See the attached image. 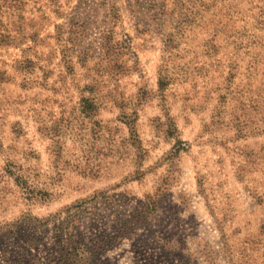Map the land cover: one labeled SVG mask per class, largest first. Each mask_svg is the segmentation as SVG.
Returning <instances> with one entry per match:
<instances>
[{
  "label": "rangeland",
  "instance_id": "obj_1",
  "mask_svg": "<svg viewBox=\"0 0 264 264\" xmlns=\"http://www.w3.org/2000/svg\"><path fill=\"white\" fill-rule=\"evenodd\" d=\"M0 264H264V0H0Z\"/></svg>",
  "mask_w": 264,
  "mask_h": 264
}]
</instances>
